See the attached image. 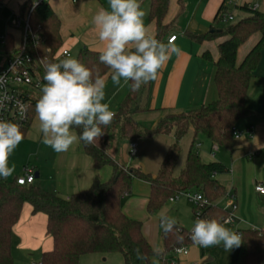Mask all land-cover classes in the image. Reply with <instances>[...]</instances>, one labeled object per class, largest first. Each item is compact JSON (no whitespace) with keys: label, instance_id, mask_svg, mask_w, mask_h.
<instances>
[{"label":"trees","instance_id":"16d2710c","mask_svg":"<svg viewBox=\"0 0 264 264\" xmlns=\"http://www.w3.org/2000/svg\"><path fill=\"white\" fill-rule=\"evenodd\" d=\"M168 4L169 0H151L149 18L156 22L158 39L164 35L167 27L163 21ZM27 7L30 8L29 21L33 30L43 35L33 51L38 61V74L45 84L43 63L63 60L60 19L48 0H28L22 11ZM242 8L248 11V15L229 23L224 29L206 34H190L198 41L218 35L227 36L218 46L219 55L215 61L216 100L185 111L171 112L160 117L152 128H146L136 118L137 113L146 109L137 103L143 86L136 90L129 81V90L119 108L114 111L113 121L103 127L105 134L92 144L80 142L85 153L93 159L96 170L89 188L63 197L34 183L19 184L16 177L0 179V264H15L12 237L27 203L32 213L46 215L45 233L52 240V247L42 252L41 264H78L83 254L98 251H118L123 255L124 264H160L163 256L166 257L164 264H170L174 247L193 243L191 229L177 222L171 230L166 226L162 229L163 249H154L143 233L142 221L128 216L122 209V199L130 193L134 178L150 185L146 205L149 214L162 208L171 196L191 191L200 192L211 202L202 209L200 218L225 220L231 210L217 201L228 191L216 175L226 173L228 167L221 161L203 162L195 146L198 135L202 134L212 143L230 148L234 140L232 128L248 112L246 96L250 80L264 49V12L247 4ZM224 11L226 9L222 5L215 17L217 22H222ZM254 33L260 34L259 40L238 63L239 47ZM21 42L22 31L19 45ZM1 44L0 54H10L19 46L15 45L11 33L6 34ZM100 52L83 47L75 59L89 67L94 75L98 72L103 77L111 74V70L100 63ZM204 56L212 60L210 52L204 53ZM41 89L33 96L30 122L22 131L24 136L36 114L35 105L42 95ZM116 129L121 137L130 141L157 134H173V141L157 174L152 175L138 167L119 163L110 155L111 136ZM190 129L194 137L184 166L176 174L182 151L181 140ZM74 130L77 135L82 131ZM105 166L112 168L111 178L107 181L99 175ZM237 232L242 233L243 242L233 264H264V228H242Z\"/></svg>","mask_w":264,"mask_h":264},{"label":"crops","instance_id":"0c3cea01","mask_svg":"<svg viewBox=\"0 0 264 264\" xmlns=\"http://www.w3.org/2000/svg\"><path fill=\"white\" fill-rule=\"evenodd\" d=\"M27 1H0L1 43L6 34L11 33L14 37L15 45H19L21 29L12 26L10 20L14 15L23 13L22 8ZM254 1L169 0L168 9L163 21L167 27L164 35L159 40L168 44V37L176 35V38L171 43L178 46L181 52L179 55L172 54L159 71L157 78L143 86L137 98V103L145 106L146 109L139 113H157L159 119L168 111L181 112L216 100L218 98V91L214 79L216 72L215 61L219 55L218 46L227 36L218 35L198 41L190 36V34H206L213 29H217L215 25L218 22L215 17L222 5L226 9L224 14H231L228 13V10H230V6L233 4L237 7H242L245 4L250 7L256 6V9L264 12V0H257L256 3L252 4ZM48 2L60 19V35L62 37L63 49H67L69 52L70 50L79 52L83 47L97 51L103 50L104 45L98 39V34L92 24V18L101 9L110 10L109 0H48ZM150 4L151 0H141V8L146 13L143 18L144 24L148 28L149 33L156 37V22L149 18ZM247 15L248 13L243 15V17ZM259 38L260 34L254 33L239 47L237 52L238 63L242 61ZM206 52H210L212 60L204 56ZM103 78L106 81L105 100L103 102L108 103L110 110L114 112L125 98L130 84L129 82L124 83L122 80L120 85H114L110 73L104 75ZM246 107L248 109L247 114L236 123V128L241 132V135L238 138H234L231 147L226 150L227 153L218 157L217 152H219L220 146L212 143L202 134H199L197 137V145L200 147L201 141L199 140L201 139L205 140L206 144L203 145L202 150H197V152L205 163L221 161L228 167L226 173H218L216 178L225 185L228 194L233 197L236 203L237 207L233 211V220H235L236 216H240L243 221L253 224L257 228L261 224L264 225V208L255 209L252 207L254 212L252 214L253 218L249 217L250 215H248L246 208L243 211V208L239 207L237 193L247 186L251 190L253 198L258 200L264 199V195L257 193L254 189L256 182H264V49L261 52L253 77L250 80L246 96ZM73 131L76 133L74 129ZM187 134L188 136L191 134L190 149L194 137L193 130L190 129ZM157 135H159L157 137H160L162 134ZM167 135L171 136V139L165 145L164 153H161L159 157L160 162L163 160L169 145L173 141V134L169 133ZM130 142L126 140V143H124L122 147L124 156H121L120 154H116L111 139L110 155L122 164H125L122 160L127 162L130 157L138 156L142 149L140 148V144L136 140L137 151L135 155H131ZM215 145L218 147L216 151L213 150ZM12 165H15V171L8 177L9 179L22 175L24 167L30 165L35 169L34 184L63 197L89 188L96 174L93 159L85 153L80 142L73 144L68 151L62 153H57L51 147L43 144L36 114L24 139L9 157V166ZM99 175L102 180H109L112 175V168L110 166L103 167L99 171ZM141 183L149 185L144 180L134 178V189L135 187L140 188L142 186L140 185ZM149 193L150 191H145V187L143 186V192L138 198L126 195L125 199H122L123 211L132 218L141 219L136 214L137 212L140 214L144 206L146 207ZM133 200L138 202L133 204ZM220 200H218L219 204L222 205ZM226 200L228 205L227 197ZM187 201L189 200L187 199ZM174 202L175 200L171 203ZM26 211L27 222L32 220L41 222L44 224L45 229V214L32 213L31 207H27ZM236 211H238L237 215H235ZM20 221L21 218L14 227V230L20 224ZM228 223L225 224V227L233 231L243 228L240 221ZM158 229H160V224L157 226ZM142 230L150 244L156 249V241L144 224H142ZM51 247L52 240H48L43 251ZM23 248L29 250L26 245ZM238 250L239 247L226 251L222 244L203 247L192 243L187 246L186 253L177 254V258L174 255L173 258L176 260V264H233Z\"/></svg>","mask_w":264,"mask_h":264},{"label":"clouds","instance_id":"9594fccd","mask_svg":"<svg viewBox=\"0 0 264 264\" xmlns=\"http://www.w3.org/2000/svg\"><path fill=\"white\" fill-rule=\"evenodd\" d=\"M109 8L99 10L92 18L98 39L104 45L99 61L111 70L114 85H120L122 80L131 81L132 87L139 90L155 80L171 55H179L181 49L149 33L141 0H109ZM43 67L46 83L35 105L42 143L62 153L75 143L92 144L99 140L105 134L103 127L110 125L115 116L109 104L103 102L105 79L98 72L94 75L75 58L58 63L45 61ZM73 129L82 131L77 135ZM23 139L17 123L0 120V179L14 173L15 166H9V157ZM162 223L171 230L175 220L165 216ZM226 223L227 220L197 219L190 238L203 247L222 244L226 251L240 247L242 233L225 227Z\"/></svg>","mask_w":264,"mask_h":264},{"label":"rangeland","instance_id":"374dc122","mask_svg":"<svg viewBox=\"0 0 264 264\" xmlns=\"http://www.w3.org/2000/svg\"><path fill=\"white\" fill-rule=\"evenodd\" d=\"M233 1V0H231ZM257 0H255L252 4L256 3ZM259 2V1H258ZM228 13H231L233 15V19L230 22H218L215 25V28L217 29H224L229 23L236 22L239 19L243 17V15H246L248 11L242 7H237L234 4L230 6V10H228ZM0 48H1V42H0ZM78 52L70 50V56L64 57L65 58H76ZM171 112L168 111L165 115L170 114ZM136 118L138 122L146 128H152L155 125V122L158 119L157 113H151V114H144L139 113L136 115ZM159 135L153 136V137H142L139 138L137 141L140 144L141 151L139 152L138 156L136 157H130L127 162L123 161L125 164L128 163V166H133L135 168H139L142 170H146V172L151 173L152 175L157 174L161 162L159 160V157L161 153H164L163 150L165 149V145L168 144V142L171 139V136H168L167 134H162L160 137H157ZM190 136L186 134L182 140H181V155L178 160V164L175 170V173H179L180 169L184 166L186 153L189 149L190 144ZM122 138V139H121ZM151 138H157V139H151ZM112 143L114 150L116 151V154H120L121 156H124L123 152V145L126 143V140L119 134L118 129H116L112 136ZM130 141V140H128ZM200 147L196 144L195 150L200 151L203 149V145H205V140L201 139ZM227 148L220 146L219 152H217L218 157H221L224 153H227ZM14 158V156H13ZM219 159V158H218ZM15 166V165H14ZM13 177V176H12ZM134 182V179H133ZM132 182L131 191L128 194V196H136L137 198L142 194L143 192V186L145 187V191H150V185H147L146 183H141L142 185L140 188L135 187ZM238 205L239 207L244 209L246 208V211L248 212L249 217L253 218V210L252 207L257 208H264V199L258 200L256 198H253L251 195V190L248 189L247 186H245L241 191H238ZM126 195L123 197L125 199ZM222 198V199H221ZM219 200L222 203V206L227 208L229 211L231 210L229 206L227 205L226 197H221ZM133 204H136L138 201L133 200ZM219 203V201H217ZM242 204V205H241ZM31 207L29 203L25 204L24 211L21 216V221L19 222L18 226L14 230V236L12 240V251H13V257L15 264H31L33 261L40 262L41 261V255L43 250L45 249L48 240H51V237L45 233L44 224L41 222L32 220L27 222V214H26V208ZM196 210V206L192 204L190 201H187V198L184 195H181L179 199H176L174 203H171V201H167V203L157 210L156 212L149 214L146 207L144 206L143 211L136 215H139L142 221V224H144L148 231L153 235V239L156 241L155 247L157 250H162L164 247L163 244V238H162V229L166 227L162 223V217H169L175 222L183 225L187 229H192L194 226V223L196 221V217L194 215V212ZM245 211V212H246ZM252 211V212H251ZM264 212V211H263ZM238 211H236L237 215ZM46 216V215H45ZM235 220L230 221V223H234L235 221H240L242 224L241 226L243 228H256L253 224H248V222L243 221L240 216H236L234 218ZM22 222V223H21ZM25 224V225H24ZM160 224V229L157 230V226ZM229 224V223H226ZM261 227H264L263 224L258 226L257 228L260 229ZM26 245L29 250H26L23 248V246ZM176 257V255H175ZM177 258V257H176ZM78 264H124V258L123 255L118 252H90L83 254Z\"/></svg>","mask_w":264,"mask_h":264},{"label":"built area","instance_id":"2783aa9c","mask_svg":"<svg viewBox=\"0 0 264 264\" xmlns=\"http://www.w3.org/2000/svg\"><path fill=\"white\" fill-rule=\"evenodd\" d=\"M0 1L2 2L3 0ZM253 8H256V6ZM29 11L30 8L27 7L22 14H16L10 20L12 26L20 28L22 31L21 44L10 54H0V76H3V79L0 80V120L17 123L21 131L29 125L34 94L44 86L38 74V61L33 51L43 39V35L33 30L29 21ZM232 19L233 16L231 14H223L222 22H230ZM175 38L176 35H171L168 37V41L172 42ZM68 56H70V52L67 49H63L61 57ZM232 130L234 138L240 137L241 132L236 126ZM217 149L218 147L215 145L213 150L216 151ZM136 151L137 143L136 141H131L130 154L135 155ZM34 178L35 169L27 165L24 167V173L17 176L16 180L19 184L25 185L33 183ZM254 189L257 193L264 195V182H256ZM181 195L187 197L196 206L194 214L197 219H200L202 209L211 203L200 192L191 191L179 192L171 196L169 200L172 202ZM225 197L228 198V206L231 209V213L225 220L230 222L233 221V211L237 206L231 195L227 193ZM186 252L187 246L174 247L172 250L173 255ZM165 261L166 257L163 256L160 264H164ZM169 262L170 264H176L174 258H171ZM31 264H41V262H32Z\"/></svg>","mask_w":264,"mask_h":264},{"label":"water","instance_id":"95a60500","mask_svg":"<svg viewBox=\"0 0 264 264\" xmlns=\"http://www.w3.org/2000/svg\"><path fill=\"white\" fill-rule=\"evenodd\" d=\"M215 31H220L219 29H213L211 30V32H215Z\"/></svg>","mask_w":264,"mask_h":264}]
</instances>
